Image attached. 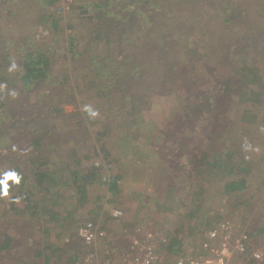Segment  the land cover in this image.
Returning <instances> with one entry per match:
<instances>
[{"label": "rangeland", "instance_id": "rangeland-1", "mask_svg": "<svg viewBox=\"0 0 264 264\" xmlns=\"http://www.w3.org/2000/svg\"><path fill=\"white\" fill-rule=\"evenodd\" d=\"M47 1L0 0V66L13 72L29 48H34L28 46L32 41L52 59L49 82L35 85L30 92L17 86L7 87V82L0 78V99L6 102L0 134L13 136L12 143L0 147V185L8 184V168L19 166L8 163L9 160L23 164L30 157L34 138L32 132L28 134L30 127L45 131L42 153L53 169L60 168L63 163L71 164L68 160L79 158L83 162L78 168L80 180L86 169L112 162L105 157L108 151L114 152L113 143L126 148L121 130L132 135L135 145L129 148V157L122 158L128 168L122 165L119 170L122 173L120 197L107 191L104 172L100 174L95 170L96 181L81 203H78L79 193H74L72 188H62L58 195L62 199L54 203V210L61 218L66 215V226L50 228L51 231L46 232L41 222L20 223L21 218L8 212L3 214L0 231L14 236L13 246L19 254L15 259L9 255L7 264L10 261L12 264H31L29 260H34L35 264H74L84 252L75 231L85 221L98 223L103 230H108L107 239L114 238L112 243L119 246L120 252L128 246L120 231L139 227L165 238L164 230H177L181 248L186 244L196 253L199 238L207 230L228 222L232 227L248 232L252 250H261L263 259L251 264H264V131L260 129L264 127V94L259 90L264 89V0H190V3L151 0L153 6L145 7L151 12L159 8L161 21L149 29L135 30V35L129 34L133 30L130 24L122 26V11L127 1L71 0L69 9L58 12L50 8L61 6L62 1L54 0L50 6ZM103 3L107 15L103 12L102 17L106 15V18L88 20L93 10ZM130 8L126 12L133 11ZM251 30L255 34L247 37ZM102 34H108L112 42L108 43L110 40L106 41ZM165 36L169 41L163 51H158L154 44ZM181 48L189 55L185 65L190 68L177 64L178 67H174L177 82L169 85L173 66L170 58ZM108 51L112 61L108 60V75L100 81V86L85 71L95 69L92 63L99 56L106 59L104 56ZM120 51L123 52L119 59L117 52ZM154 56L157 65L151 63ZM241 62L257 70L256 85L242 89L233 84L235 87L215 99L216 87L233 76L234 68ZM10 79L11 76L7 77ZM147 83L148 87H145ZM176 85L186 88L183 93L187 98L196 99L203 105L210 102L214 113L205 110L204 118L192 111L184 123L182 119H176L174 130L169 131L167 124L171 110L177 107ZM245 90L256 96L240 98ZM57 109L62 112H55ZM245 117L247 121H244ZM140 119L155 126L144 127L140 132ZM179 139L185 144L205 146L208 151L232 152L233 161L244 163L250 171L247 188L238 197L227 199L222 196L223 183L211 185V189L200 196L204 203L198 214L208 209L212 220L204 225L197 221L203 226L197 225L201 236L195 241L188 236L191 230L184 220L191 208L186 192L187 176L176 166L171 169L172 166L163 164L164 159H169L168 150ZM98 140L104 148L101 152L95 149ZM74 146L78 148L73 152ZM151 152L155 154L154 159ZM27 168H31L30 164ZM200 171L204 181L209 180L202 168ZM65 174L69 177L57 170L54 177L63 180ZM132 179L136 182L130 185ZM205 188L208 189V185L203 186ZM11 190L3 194L4 203H0V209L8 204L15 189ZM206 195L209 197L204 198ZM73 196L74 200H69ZM171 198L175 202L170 204ZM43 200L48 201V197ZM114 209L124 213L123 220L110 217ZM179 225H183L181 230L177 228ZM110 245L108 241V247ZM119 250L111 251L112 255L117 254L118 258ZM44 256L49 262L44 261ZM0 264H4L1 258Z\"/></svg>", "mask_w": 264, "mask_h": 264}, {"label": "trees", "instance_id": "trees-1", "mask_svg": "<svg viewBox=\"0 0 264 264\" xmlns=\"http://www.w3.org/2000/svg\"><path fill=\"white\" fill-rule=\"evenodd\" d=\"M127 1L128 4L125 5L124 10L122 11V16H124V22H122V26L124 24H130L133 28L132 31L129 32V34L135 35V30L140 31L144 29H149V27L154 26L155 22H159L161 19L160 9H153L151 12V9L146 8L145 6H153L151 3V0H124ZM188 2L190 3V0H181V2ZM48 6H50L52 3H54V0H49L46 2ZM132 7L133 11L126 12V10H130V6ZM106 4L98 5L94 9L92 14L89 15V19L91 20L95 17H99V19H105L106 13L103 10V7H105ZM134 7L139 8V10H136ZM144 8V10H143ZM103 10V11H102ZM143 10V11H142ZM106 14L104 17L102 15L104 13ZM51 13V12H50ZM52 14V13H51ZM158 14V15H157ZM51 16V15H49ZM102 17V18H101ZM108 17V16H107ZM50 18V17H49ZM123 18V17H122ZM43 20H41L42 23ZM161 21V20H160ZM123 29V28H122ZM249 32V31H248ZM247 32V33H248ZM255 34L253 30H251L247 37H250ZM260 34V33H259ZM122 35H124V30L122 31ZM102 37H105V40L108 41V43L112 42L111 38H109L108 34H102ZM127 38V37H126ZM134 39V36H133ZM169 41V37L165 36L163 39L160 40V42H155L154 46L158 51H163L165 49L166 43ZM123 44V41H122ZM33 45V49L31 50L29 48V51L26 52L20 59L19 65H16L13 72L8 70V68H5L3 66H0V78L2 81H6L7 87H19L24 92H30L33 87L36 85L41 84H47L51 78L50 73L52 69V59L51 55L47 51H43L40 49V46H37L34 41L30 42L28 46ZM132 45V44H131ZM123 52V51H122ZM122 52H117V56L119 59L122 57ZM103 56H99L100 59L98 61V58L95 60V62L92 63V65L95 67L93 70L85 71L86 74L92 75L95 79L96 83H100V86L103 81V77L108 75V72L106 71L108 60L112 61V58L110 57V52L108 51L104 57L106 59L101 58ZM195 59V56H193ZM187 58H189V55L186 54L182 48L180 52H173L171 58H170V65H173L170 69L171 75V81L169 82V85L174 84L177 82V76L174 70V67L184 66L187 62ZM153 62L154 65H157V59L154 56V58L151 60V63ZM238 67L234 68V75L227 77L226 80L222 82V84L218 85L219 87H216L214 94L216 93L215 99L220 98V94H224L226 91H229L231 89L233 84L241 86L242 89L248 85L255 86V80L257 82V70L255 68L251 67V65L237 63ZM187 68H190L188 65ZM178 70L180 73H183L179 68ZM179 74V73H178ZM11 76L10 80H7V77ZM256 77V78H255ZM148 79L149 85H152L153 82ZM255 84V85H254ZM167 85V84H166ZM145 87H148V83L145 84ZM177 90L176 94V108H172L171 110V117L168 120L169 125V131L174 130V121L176 119H182V122L186 120L187 117H189L190 113L192 111H196L198 115H203V117H206V114H203V111L206 110L207 113L212 114L211 110V103L207 104H201L198 103L196 99L193 98H187V95L183 93L185 92L186 88L182 85H176L174 87ZM8 89V88H7ZM259 90L264 94V89L259 88ZM253 92L250 90H245L244 93L240 94V98L247 97V96H256L252 94ZM263 94H258V96H262ZM171 103V101H170ZM5 105L6 102L4 99H0V120H3L5 117ZM59 109V108H58ZM55 110V112L60 113L61 110ZM263 111V110H261ZM264 116V112L263 115ZM246 120V117L244 118V121ZM247 121V120H246ZM139 122V131L143 132V129L147 128L148 126H155L152 122H144L143 120H138ZM182 123V124H183ZM264 123V120H263ZM138 124V123H137ZM145 127V128H144ZM197 129V127H194ZM199 129V127H198ZM120 131V136L124 139L123 142L126 145V148H120L119 146H116L115 143H113L112 147L113 149L120 150L122 152V158L126 160L129 157L128 150L129 148H132L135 144L134 138L132 135H130L128 132ZM1 132V129H0ZM32 132L33 134H31ZM45 131L42 129H36L30 130L28 134H31L34 136L32 138L31 142V149L30 157L27 159V161L22 164L21 162H15L13 159L9 160L8 163H14L19 164L18 167H9L10 169L9 175L7 176L6 180L8 181V184L6 186L0 185V203H4L3 194L7 191H12L11 189H15L12 194L11 198L8 202V204L5 206V208L0 209V219L3 216V214H6L7 212L11 215H14L15 217L21 218L20 223H29V222H41L44 225V230L47 232L50 230V228L58 227L61 225H64L65 221L68 219L66 215H64L62 218L54 210V203H59L58 200H61V197H58L60 194L62 188H72L74 193H79V202L81 203L82 200L87 196V192L89 187L93 186L95 183V173L98 171L100 174L104 172V178L103 181L107 185V191L111 193L112 196H118L120 197V189L118 187V181L119 177L114 176L111 174V171L113 172L114 168L118 165V160H113V154L115 152L108 151L106 153L105 158H110L112 162H109L107 164H104V166H93L91 168L86 169L85 176L80 180L79 179V169L82 167L83 162L77 158L74 160H68L71 162L66 164H60V168L53 169V167L49 166L48 164H51L49 159L45 157V154L42 153V150L45 148V140L43 139V134ZM28 134H26L28 136ZM55 134V133H50ZM145 136H148L147 133L144 134ZM177 135L181 137L180 133L178 132ZM47 136V135H46ZM11 139H13L12 135L6 134L2 135L0 134V147H5L6 144L12 143ZM150 139V138H149ZM147 138L146 141H149ZM99 140L96 142L97 148L96 150L100 152L104 149L100 147L98 144ZM20 144V143H19ZM24 148L23 146H21ZM100 147V148H99ZM78 147H73V152ZM26 149V148H24ZM170 152V155H168L169 159L165 160L163 162L164 165H170L171 169L173 167H177L181 173L187 176V183H189V186L187 187V196L190 198V204L191 208L187 211V214L184 216V220L187 221V226L189 230H191L190 234L188 235L193 239V241L196 240V238H199L201 236L200 229L197 228L198 220L200 223L203 222V225L205 222H210L212 220L211 215H208L209 211L208 209H205L204 212H201L202 214H198L199 210L202 208V202L200 200V196L205 195L207 192L205 190L211 189V185L214 186L217 183H223L221 194L222 196L226 197L227 199H232L234 197H238L245 191L247 188V185L249 183L248 176H249V169L244 166V163L242 162H234L233 161V153H223L219 150H210L208 151L205 146L198 147L193 144H185L180 139L173 143V146L168 150ZM212 152V153H211ZM114 154V155H115ZM95 156H99V153H94ZM14 156V155H13ZM12 156V157H13ZM105 156V155H104ZM177 160V161H176ZM173 163H172V162ZM105 163V162H104ZM30 164L31 168H27V166ZM126 165L125 162H122V165ZM9 165V164H8ZM174 165V166H173ZM26 166V167H25ZM201 168L203 169V172L205 171L206 174H208L209 180L204 181L202 178ZM59 170L62 171V173L69 174V177L66 176V174L63 176V180H57L54 177V173ZM107 171L111 174H105ZM81 172V171H80ZM198 172L199 174H196ZM29 183V184H28ZM208 185V189H203V186ZM203 194V195H202ZM48 197V201L43 200L44 198ZM52 196V197H51ZM50 197V199H49ZM55 197V198H53ZM58 197V198H57ZM74 197H70L69 200H74ZM209 197L208 195L204 196ZM56 199V201H55ZM203 199V198H201ZM175 202L173 198L170 199V204ZM206 203V202H205ZM74 203H71V205H74ZM56 209V208H55ZM188 209V208H187ZM79 210H77L78 212ZM76 212V210H75ZM66 214V213H64ZM74 219V215H72ZM2 220V219H1ZM183 220V221H184ZM3 221V220H2ZM184 221V222H185ZM197 222V224H196ZM73 223V221L71 222ZM183 223V222H182ZM75 224V223H73ZM203 225L198 227H202ZM66 226V225H64ZM70 225H68V228ZM214 227V226H213ZM48 228V229H47ZM67 228V229H68ZM179 230L183 228V225H179L177 227ZM206 231V230H203ZM177 235H179L177 233ZM0 258L3 259L4 264L8 263L9 255L12 259H15L19 256L17 252H15L13 243L14 236H9V234L4 230L0 231ZM75 246V244H74ZM181 241L176 237H170L165 244L161 247L162 256L164 258V263L167 262L171 257H177L181 255ZM47 248H45V251ZM8 255V257H7ZM36 257H39V254L36 255ZM44 261L47 263L49 262V258L44 256ZM12 264V262L10 261ZM9 263V264H10ZM28 263L35 264L34 260H29ZM252 261L246 262V264H251ZM24 264H27V262H24Z\"/></svg>", "mask_w": 264, "mask_h": 264}, {"label": "built area", "instance_id": "built-area-1", "mask_svg": "<svg viewBox=\"0 0 264 264\" xmlns=\"http://www.w3.org/2000/svg\"><path fill=\"white\" fill-rule=\"evenodd\" d=\"M61 1V6H53L50 10L58 12L70 8L71 0ZM260 129L264 131V127ZM110 217L123 220L124 213L114 209ZM120 233L128 246L116 258L118 255H112L108 247V241L113 244L114 240L107 239L108 230H103L98 223L83 222L75 235L84 252L74 264H246L248 261L260 262L263 259L261 250L251 249L248 232L232 227L228 222H221L207 230L199 238L197 253L183 244L181 255L171 257L166 263L161 251L167 242L164 236L139 227L122 230Z\"/></svg>", "mask_w": 264, "mask_h": 264}, {"label": "crops", "instance_id": "crops-1", "mask_svg": "<svg viewBox=\"0 0 264 264\" xmlns=\"http://www.w3.org/2000/svg\"><path fill=\"white\" fill-rule=\"evenodd\" d=\"M0 6H1V4H0ZM114 150H115V152L116 151L117 152H116V154L114 153L115 155L113 154L114 158H112V159L118 160V163H117L118 165L114 168L113 175L119 177L118 187H120V190L122 191V173H119L120 168H122V152H121V149L120 150L114 149ZM150 155L154 159V157H155L154 152H151ZM126 165L124 164L125 169L128 168ZM135 182H136V180L132 179V181L130 182V185L135 183ZM164 231H166V238H168V239L170 237H173V235H174V237L177 236V230H164ZM119 249H120L119 246L117 244H114V243L109 246L110 252L113 250H119ZM118 254H122V252H120V250H119Z\"/></svg>", "mask_w": 264, "mask_h": 264}]
</instances>
